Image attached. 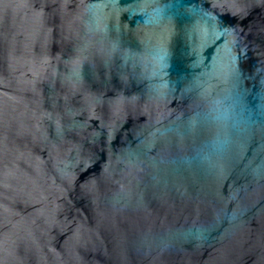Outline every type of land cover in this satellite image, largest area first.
Returning <instances> with one entry per match:
<instances>
[{"label": "water", "instance_id": "water-1", "mask_svg": "<svg viewBox=\"0 0 264 264\" xmlns=\"http://www.w3.org/2000/svg\"><path fill=\"white\" fill-rule=\"evenodd\" d=\"M0 264H264V0H0Z\"/></svg>", "mask_w": 264, "mask_h": 264}, {"label": "clouds", "instance_id": "clouds-1", "mask_svg": "<svg viewBox=\"0 0 264 264\" xmlns=\"http://www.w3.org/2000/svg\"><path fill=\"white\" fill-rule=\"evenodd\" d=\"M224 146H225V143L224 142H220L219 144H217V147L219 149H222Z\"/></svg>", "mask_w": 264, "mask_h": 264}]
</instances>
